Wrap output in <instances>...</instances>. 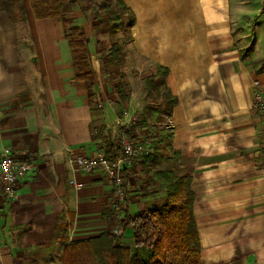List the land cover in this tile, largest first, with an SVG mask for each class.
Masks as SVG:
<instances>
[{
	"label": "crops",
	"instance_id": "1",
	"mask_svg": "<svg viewBox=\"0 0 264 264\" xmlns=\"http://www.w3.org/2000/svg\"><path fill=\"white\" fill-rule=\"evenodd\" d=\"M21 2L23 20L12 22L0 0V154L9 149L30 169L14 199L0 193V264H61L67 244L107 228L101 211L110 196L114 203L113 185L79 171L73 159L114 144L118 118L110 106L95 110L100 83L90 102L85 82L73 79L61 21L36 19L29 0ZM122 2L134 16L114 42L125 68L143 72L144 84L167 71L157 128L170 136L162 145L170 168L191 179L201 264H264V159L251 87L255 79L264 86V42L247 31L264 25V0ZM128 90L139 109L143 99ZM139 185L137 175L127 178L122 217L159 205L162 191L144 196ZM120 241L131 246L130 228Z\"/></svg>",
	"mask_w": 264,
	"mask_h": 264
},
{
	"label": "trees",
	"instance_id": "2",
	"mask_svg": "<svg viewBox=\"0 0 264 264\" xmlns=\"http://www.w3.org/2000/svg\"><path fill=\"white\" fill-rule=\"evenodd\" d=\"M77 0H29L36 19L53 18L62 23L69 48L73 79L85 82L88 99L93 97V76L88 56V38L82 29L64 17V12L76 4ZM92 13L91 25L96 32L106 26L117 32L134 23L133 13L122 0H84ZM3 10L12 22L23 20L21 0H4ZM103 69L107 74L118 72L124 62L121 46L112 43L101 55ZM167 74L159 68L157 75L145 81L148 94L152 88L163 83ZM124 101L125 95L120 83L113 86ZM175 100L171 98L169 105ZM168 134L155 137L154 150L133 161L132 166L123 171L126 182L129 176H142L144 196L155 195L154 185L162 191L161 203L150 210L136 214H125L121 221L114 217L113 197L105 204L101 217L107 228L100 235L76 240L67 244L62 252L61 264H201L200 246L192 212L193 192L191 179L187 173H177L174 169H154L162 159L163 145ZM164 146H166L164 144ZM103 152L111 162L119 155L116 144L105 143ZM139 166L137 170L136 167ZM118 228L119 233L113 230ZM131 229V246L121 243L122 231Z\"/></svg>",
	"mask_w": 264,
	"mask_h": 264
},
{
	"label": "rangeland",
	"instance_id": "3",
	"mask_svg": "<svg viewBox=\"0 0 264 264\" xmlns=\"http://www.w3.org/2000/svg\"><path fill=\"white\" fill-rule=\"evenodd\" d=\"M92 11L87 2L84 0H77L76 4L70 7L67 11L64 12V17L69 19L71 24L78 25L85 33L90 35L91 47H93V57L99 60L100 69L98 78L93 75V83H100L99 89L103 93H100V100L94 102L95 110H102L106 106H110L112 111V117H117L120 121H124L129 125L131 123V119L134 117V124L128 126V132L131 135H134L137 139L149 137L153 140V149L155 145V137L161 136L164 132H159L158 126L163 124V120L166 115V111L164 109L163 99H162V89L160 86H156L152 88L150 94L146 93V86L143 82L144 78L143 72H138L136 75H133V72L127 71L124 63L118 69V72L107 74L102 65L101 55H104L106 50L109 49L112 43L117 42L120 37V32H111L106 26H103L100 30L94 31L91 25V17ZM254 27L250 29L247 27V31L249 34L254 32V36L256 37V42H264V25L261 23L255 22L253 24ZM262 51L264 49H261ZM88 56L90 57V53L88 50ZM262 57H264V52L262 53ZM264 68V66L262 67ZM95 73V72H94ZM99 79L100 82H97ZM116 83H120L122 89L127 96L124 101H119V97L115 92L113 86ZM133 88V91L137 94L138 100L143 99V102H140L139 109H135L136 105L132 102V106L129 104V87ZM100 91V90H99ZM141 98V99H140ZM103 127V126H102ZM103 129V130H102ZM99 132V136L101 139V143L106 137L104 133V128L101 130L97 129ZM165 142H163L164 144ZM161 148V144L157 145ZM103 145H100L98 149L103 150ZM162 163H158L154 165V169H167L170 168V164L168 163L169 158L162 151ZM139 169V166L136 167ZM171 169V168H170ZM135 177V176H134ZM138 180H140V190L144 192L142 189V176L137 175ZM154 189L159 191L160 188L158 185H154ZM159 189V190H158ZM162 198L158 199V204L161 203Z\"/></svg>",
	"mask_w": 264,
	"mask_h": 264
},
{
	"label": "built area",
	"instance_id": "4",
	"mask_svg": "<svg viewBox=\"0 0 264 264\" xmlns=\"http://www.w3.org/2000/svg\"><path fill=\"white\" fill-rule=\"evenodd\" d=\"M252 109L259 116L261 121V139L260 150L264 159V86L258 80H253L252 84ZM135 118L131 123L115 120L112 125L117 129L114 136L119 155L113 162L107 159L103 150H96L92 155H76L73 163L76 168L88 174H100L108 179L114 190V217L117 221L122 220L120 214L121 205L126 197L125 181L123 171L129 169L133 161L153 152V140L149 137L137 139L134 135L129 134L128 126L134 124ZM30 165L27 162L17 159L9 149H3L0 154V193L8 200L15 197L18 181L25 177L29 172ZM80 187L81 184H77ZM114 234L119 233V229L113 230Z\"/></svg>",
	"mask_w": 264,
	"mask_h": 264
}]
</instances>
